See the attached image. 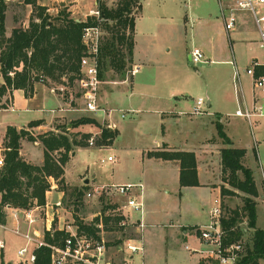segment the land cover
<instances>
[{
	"label": "crops",
	"instance_id": "obj_1",
	"mask_svg": "<svg viewBox=\"0 0 264 264\" xmlns=\"http://www.w3.org/2000/svg\"><path fill=\"white\" fill-rule=\"evenodd\" d=\"M72 2L73 4L69 5L67 9L72 14L75 8L81 13L83 12L84 16L89 15L90 11L97 9L94 7L85 11L83 6L79 3L74 0ZM39 4L43 5V3ZM94 4H97V0H94ZM26 6L30 5L27 4ZM49 10L50 8L46 7V11L49 12ZM28 11L27 20L23 22V26L25 28L28 26L32 8L30 7ZM141 11L142 3L141 10L135 17L134 21V46L130 66V68L134 65L138 66V71L135 75L129 77V79L125 78L113 81L118 82L120 86H109L108 88L101 90L102 84H107L112 81L106 79L103 80L100 84L98 101L105 108H113L117 111L127 112L126 116L123 118L119 116V112H115L113 114L112 121L116 124V131L114 132L115 135L110 139L106 138L108 141L104 146H112V149L117 152L115 155L116 159L126 153L135 152V156L140 160V169H142L141 175L143 176V179L138 180V182H140L143 186L142 200L144 203V220L147 218V220L155 221L158 216L163 213L161 209H155L148 201H146V192L144 188L147 189V191L150 189L149 186L151 183L149 181L150 177L148 173V170L150 169L153 170L155 174L163 177L161 183L168 184V182L171 181V183H176L178 185L177 194L181 197L179 199L180 206L182 205L183 199H186V196L191 197L190 194H192V197L198 201L199 199H206V195L210 193L213 194L214 200L220 199V202H227L225 204L229 206L230 200L228 201L227 199L226 201L220 193L221 186L224 185L227 187V184H225L222 181V178L219 177V173L212 171V169H220L221 172L220 150L227 146H232L242 148L245 151L242 157V163L244 166L251 169L257 190V196L254 198L256 201V226L264 229V159L261 157L260 153L259 155H256L259 169H261L260 176L256 177L250 165L248 150L246 147L236 143V141H240V139L236 138L237 136L232 128L234 120L247 122L250 128L251 126H254V124L258 123L261 118L264 121V94L260 93L259 90L253 87L252 77L246 73V69L253 66L254 74L256 76L264 75V48L260 46L258 32L250 14L246 12L238 13V20L235 28L228 32L225 31L221 21V23L216 26L214 33H209L196 40L197 44L192 48H199L204 57L209 58L210 62L214 63V65L211 69H208V73H206L204 78L195 79V84L198 86V89L205 94V111L201 115H190L189 111L193 105L194 98H191L189 103H185L188 99L186 98L187 93L183 91L184 88H176L174 85H170L168 87L164 86L162 88L155 89L156 78L154 67L151 65V61L153 60L151 49L146 47V45L138 43V35L140 33V30L138 29V21L142 14ZM10 14L11 13L7 8L5 11V27L7 31L12 30L9 22ZM75 20L81 21V19L78 18ZM191 49L187 51L188 58ZM179 68L181 67L177 65H174L170 70L165 68L164 74L162 75V81L164 80V83L167 84L173 83L172 80L178 77L176 73H178ZM236 71L237 76L235 78ZM200 74L201 72L198 70V75ZM0 78V84H2V77L0 76ZM47 81L33 82L31 90L13 87L5 88L4 93L0 96V143L2 145H4L2 141H6L5 135L8 127H14L17 130L24 129L27 133L29 132V136H32V131H35V133L36 131L42 133L43 131L45 132L49 129L55 133L64 130L66 134H68L67 131H74L75 128L70 126L69 123L66 128L57 125V119L65 114L78 115V111L82 110V107H76L73 105L71 110L65 109L64 111H52L56 110L58 107L66 108L68 106L61 95L53 92L52 89L49 88L51 87V81ZM231 86L234 90L233 97L231 93ZM145 105H152L150 109H153L152 111L154 114H157V129L153 131L152 134L148 135L149 139L144 144L134 147V143H120L118 138L121 136V129L136 119L139 113L145 111L141 110V107ZM159 106H162L164 110L158 108ZM238 109H241L242 111H249L253 113V115L250 119H247L244 116L236 115L235 111ZM260 112L262 115H260ZM132 114L135 115L133 116ZM92 115L95 116L93 113ZM98 115L101 119V114ZM193 116L195 117L194 119L191 118ZM186 118H188L194 126H190L189 130L186 131L179 129L171 131V124L180 120L183 121ZM36 121H38V124L33 125ZM217 121L222 124L223 130L230 140V144H225L216 138ZM84 132L90 131L85 130ZM70 137H75L76 139L80 138L77 137V135H72ZM24 139L33 141L36 146H38L39 142V144H41V153L40 151L36 152L34 150L31 151L30 149L25 150L22 146V141ZM254 145L258 146V142H256V140H254ZM86 148L88 147L78 145L69 153L68 160L63 166L66 178L65 180H68L67 182L76 183L72 182L73 180L71 181L68 179L69 176L66 172L68 173L69 169H80L74 164L73 159L79 150ZM169 151L193 152L196 160L197 179L199 185L180 186L179 161L174 159H163L149 154L151 152ZM43 152L44 147L39 138L34 137V139H28L26 136L21 138L19 154L26 162L32 163L33 159H36V165H39L40 161L43 162ZM108 161H114V159L112 158ZM118 164H120V162H117V165ZM93 178V182H90L88 178L83 177L84 184L95 186L104 185L98 184L95 176H93ZM86 180L87 182H85ZM126 183L127 182H125V184ZM110 184L124 183L122 180L121 182H112ZM48 192L49 190L45 192V205L39 206L43 219H38L35 224L29 226L21 218L18 225L23 231L27 229L30 230L32 227L38 228L42 231L44 229V211H47L49 214L46 226H50L52 229L60 230L64 227L65 223H71L74 219L73 215L70 214V211L62 206L63 191L56 193V201H61V205L58 207L53 205L51 199L49 200ZM232 197L234 196L226 198L231 199ZM188 202H185L184 205L191 208L190 211H192V217L190 220L185 223L180 222L176 225L174 223L172 224H174L173 226L175 227H179L180 234L184 239L198 237L200 240L198 230L200 227L208 224L211 218V213L209 212V214H205L204 207L202 204H199V201L198 203H194L193 201L192 203ZM33 206L35 207L38 205L34 204ZM51 210L53 211V216H50ZM63 210L66 212V216H68V214L71 216H68L70 219L67 221L65 220L66 218H63L62 220L60 216V212ZM3 214L4 221L7 220L10 226L16 225V222L6 217L7 213L5 210L3 211ZM5 233L10 234L9 237L14 236L13 238H19V244L16 249L17 254V250L23 247L26 243L24 238L10 232L9 230L0 228V240H2L1 235ZM3 243L5 245L4 241ZM28 248L31 250L32 245H29ZM1 249H3L4 259L7 260L5 258L6 253L4 251V247ZM187 249H190L189 246H187ZM203 249H205V246L200 240L199 247L195 250L200 252ZM200 257H202V255ZM17 258L19 264H25L24 257H20L17 254Z\"/></svg>",
	"mask_w": 264,
	"mask_h": 264
},
{
	"label": "rangeland",
	"instance_id": "obj_2",
	"mask_svg": "<svg viewBox=\"0 0 264 264\" xmlns=\"http://www.w3.org/2000/svg\"><path fill=\"white\" fill-rule=\"evenodd\" d=\"M22 1L23 0H5L6 7L11 13L9 22L12 29L14 27H24L23 22L27 20V14L29 13L28 9L31 7L33 10L31 5L26 6L27 4H24ZM72 1L73 0H38L39 3H43L45 7L50 8L48 13L53 16L64 7L72 18L83 20L91 18V16L93 17L92 14L84 16L83 12L81 13L76 8L73 10V14L68 11L67 9L69 5L73 4ZM74 1L83 6L85 11L89 8H97V4H94V0ZM102 1L108 6H114L118 0ZM141 2L142 14L138 21V29L140 30L138 43L146 45V47L151 49L153 57L151 65L154 67L156 78L155 89L164 86L168 87L170 85H174L176 88H184L183 91L187 93L186 98L188 99L185 103H189L191 98H205L204 92H201L195 84V79L204 78L206 73H208V69H211L214 63L210 62V59L205 57L206 62L194 64L188 58L187 51L197 44V39H200L209 33H214L216 26L221 23L222 19L219 14L218 0H141ZM35 10L36 8L31 14L34 15L36 13ZM5 30L6 36H10L12 30L7 31L6 27ZM174 65L181 67L179 68L178 73H176L178 77L173 79V83L171 84L164 83V80L162 81V75L164 74L165 68L170 70ZM20 68L21 66L18 69ZM198 70L201 72L200 75H198ZM105 78L106 80L112 81L107 84H102L101 90H104L109 86H120L118 82H113L114 80L119 79V77H116L113 72H106ZM125 78L129 79L127 76H125ZM76 80L77 78L74 79L72 86H68V89L71 90L75 96L73 105L76 107H82L83 101L79 96L80 93ZM47 82L50 81L48 80ZM50 86L51 87L49 88H58L62 86V84L51 82ZM233 92L234 90L231 86L232 97ZM151 107L152 105L142 106L141 110L145 111L139 113L136 119L121 129V136L118 138L120 143H134V147H136L148 141V135L152 134V132L157 129V114H154L152 111L153 109H150ZM158 108L164 110L162 106H159ZM76 115L65 114L57 119V125L60 127L66 128L68 123L70 126H73L75 128L74 131L77 132L67 131L68 135H77V137L84 136L81 138L83 141L81 146L88 147L79 150L73 159L74 164L80 169H69L68 173L66 172L69 176L68 179L71 181L73 180L72 182L76 183H70L67 182L68 180H65V171L60 176L64 181L63 186L65 188V204L62 202V206L68 209L70 214L73 215L74 219L72 222L75 224L93 223L96 218L97 221H99V217L102 215L104 225L103 237L108 247V255L111 259L115 260V263L118 262L117 264H122V259L125 256L122 250H120L122 241L129 236H134L135 233L129 229H125L126 231H124L117 226V223L113 219L116 216L112 215V210L118 205V196H116V194H102L87 198L85 193L87 191H93L95 185L88 184L86 187H83V185H85L83 177L88 178L90 182H93V176H95V178H97V183L104 185H109L112 182H121L122 180L124 184L125 182L136 183L138 180L143 179V176L141 175L142 169H140L141 162L135 156V152L126 153L116 159L115 155L117 152L112 149V146H104L108 141L106 140L107 137H104V134H107L109 131L115 132L116 130L115 128H107L98 114L93 116L90 112L80 110L78 111V115ZM132 115L134 116L135 114ZM191 118L194 119L195 117L193 116ZM261 119L258 123L254 124V126H251V128L248 123L243 120V122L234 120L232 126L237 136L236 138L240 139V141H236V143L246 147L248 150L250 165L256 177L260 176L261 172L256 155H259L260 153L261 157L264 159V121ZM77 121H81V123H76ZM216 123H219L222 126L219 121ZM190 126H194V124L186 118L183 121L180 120L171 124L170 127L172 128L171 131L175 129L186 131L189 130ZM85 130H89L90 132H84ZM46 132L53 131L50 129L45 132L43 131L42 133L37 131L35 133V131H32V136L30 137L31 139H34V137L38 138ZM88 137L94 139V145L92 147H89L90 145L87 143ZM110 138L112 137H108V139ZM216 138L224 143L218 133ZM254 140L258 142V146L254 145ZM22 142V146L25 150L30 149L31 151L34 150L36 152L41 150V144H39V142L38 146H36L31 140L24 139ZM2 143L5 142L2 141ZM108 156L113 158L114 161H108ZM117 162H120V164L117 165ZM32 163L36 164V159H33ZM40 163L42 162L40 161L39 165ZM212 171L219 173V177L222 176L220 169H212ZM148 173L151 184L149 186V191L144 188L146 192V201H148L155 209H161L163 213L158 216L155 221H150L146 218L145 221L147 226L143 233L144 251L132 254V257L128 260V264H198L199 258L200 260H204L207 264H214L211 263L212 261L207 262L203 259V256L200 257L202 254L199 251H193V248L197 249L199 247L200 240L198 237L184 239L180 234L179 227L173 226L180 222L185 223L192 217V211H190L191 208L184 205L185 202L187 203L189 201L192 203L193 201L194 203H198L199 201V204H202L204 207L205 214H209V212L212 213V210L216 205L213 194H207L206 199H199L198 201L192 197V194H190L191 197L186 196V199H183L182 205L180 206L179 199L181 197L177 194L178 185L176 183H171V181H169L168 184L161 183L163 177L155 174L151 169L148 170ZM57 180L58 179L48 178L50 184L48 198L49 200L51 199L53 204L57 198L56 193L62 191L61 184L58 183ZM73 188L82 189L83 193L80 202H77L76 204L74 203L72 196L74 191ZM225 199L226 201L227 199L228 201L230 200L229 207L241 205L242 203L240 196ZM130 214L132 218H136L139 215V213L135 211ZM60 216L62 220L63 218H66V221L70 219L68 217L70 215L68 214V216H66L64 210L60 212ZM105 218L106 221H104ZM239 226L245 230V234L242 238V241H245L251 234L252 229L247 227L245 218H243V221ZM9 235L10 234L8 233L1 235L2 240L5 242L4 251L7 260L4 259L3 249L0 248V263L19 264L16 254L19 238H13L14 236L9 237ZM186 245L189 246L190 249L185 248ZM260 264H264V259L260 260Z\"/></svg>",
	"mask_w": 264,
	"mask_h": 264
},
{
	"label": "trees",
	"instance_id": "obj_3",
	"mask_svg": "<svg viewBox=\"0 0 264 264\" xmlns=\"http://www.w3.org/2000/svg\"><path fill=\"white\" fill-rule=\"evenodd\" d=\"M24 4L33 7L28 26L14 27L10 36L5 34L6 2L0 0V96L6 87L31 90L33 82L44 81L72 86L80 72V59L85 54V46L81 35L86 26H98L102 32L97 52L98 75L105 80L106 72H113L119 79H124L131 66L134 46V21L141 10V0H118L114 6H108L104 1L97 0L99 16H91L85 20L76 21L62 7L56 15H50L44 5L38 0H23ZM21 66L20 69H18ZM13 73V75H12ZM12 75V76H11ZM66 80V81H63ZM76 123H81L77 121ZM38 124L34 122L33 125ZM217 133L224 143L230 144L222 126L216 123ZM109 131L104 137H113ZM31 137L24 129L16 130L8 127L6 141L7 150L4 164L0 167V198L2 204L16 208H28L46 203L45 192L49 190L48 178L58 179L64 192V181L60 177L69 153L78 145H82V136L77 140L65 131L48 132L41 135L44 152L40 165L26 162L19 154L20 140ZM88 137L87 139H89ZM244 149L227 146L220 150L221 178L227 184L220 188L223 198L237 196L241 205L227 206L220 202L221 214L219 226L224 233L223 242L240 241L243 251L236 264H260L264 259V229L256 226L257 190L251 169L242 163ZM152 156L163 159H174L180 163V186L199 185L197 179L196 160L193 152L171 151L151 152ZM87 185H83L86 187ZM73 201L76 204L82 198V189L73 188ZM96 218V217H95ZM246 219L247 227L252 229L249 237L242 241L245 230L239 226ZM115 222L119 216L113 218ZM106 221V218L105 220ZM0 222H4L3 210L0 208ZM79 223V230L95 234L98 229L94 223ZM66 233L53 229L44 232V239L51 244H62ZM34 260L25 264H51L50 249L46 246L33 247ZM4 264V263H0ZM198 264H207L199 260Z\"/></svg>",
	"mask_w": 264,
	"mask_h": 264
},
{
	"label": "built area",
	"instance_id": "obj_4",
	"mask_svg": "<svg viewBox=\"0 0 264 264\" xmlns=\"http://www.w3.org/2000/svg\"><path fill=\"white\" fill-rule=\"evenodd\" d=\"M219 2L220 17L222 19L223 27L225 31H230L235 28L238 13L246 12L250 14L253 23L258 32L260 46L264 48V0H228ZM89 14H92L96 18L99 16V11L93 10ZM102 32L98 26H86L83 28L81 35L82 43L85 46V54L80 59V72L76 80L77 87L80 93V98L83 101L82 110L93 114H101L102 122L109 129L116 128V124L112 121V116L115 112H119L121 118L125 117L127 112L117 111L113 108H105L98 101V94L101 78L98 75V61L97 52L99 39ZM189 59L192 63L206 62V59L202 51L194 47L189 53ZM138 71V66L134 65L127 71V77H132ZM246 73L252 77L253 87L264 94V75L256 76L254 74L253 66L246 69ZM237 71L235 72V78ZM128 79V78H127ZM126 79V80H127ZM42 76L39 78V82H43ZM53 92L61 95L65 100L68 107H58L52 111H64L65 109L71 110L75 101V96L68 89L67 85H63L58 88H51ZM205 111V98L198 97L194 99L193 105L189 111L190 115H201ZM236 115L244 116L247 119L253 115L249 111H242L238 109L235 111ZM260 115L262 113L260 112ZM90 146L94 145V139L90 137L87 140ZM7 148L0 143V167L4 164V155ZM108 160L112 159L110 156ZM264 182V175H263ZM143 186L140 182L126 183V184H110L94 186L93 191H87L85 196L91 198L95 195L102 194H116L118 196L117 206L112 210L113 216H119L117 226L134 231V236H129L122 241L120 250L125 254L122 259V264H128L129 258L136 252H143V233L147 224L144 220V203L142 200ZM215 207L212 210L211 218L208 224L200 227L198 230L199 238L204 244L205 249L200 253L207 262L212 261L214 264H236L242 251L243 244L240 241L225 243L223 242L224 233L219 226L218 218L221 214L220 199H215ZM58 207L61 205V201L57 200L53 204ZM0 208L6 211V217L16 222V225L10 226L6 220L0 222V228L9 230L10 232L21 236L25 240V245L17 250V254L20 257L27 258L29 262L34 260V254L32 250H29L28 246L33 247L46 246L50 249V262L51 264H116L108 255V247L103 237V219L102 215L99 217V221L94 223V227L98 230L95 234L87 233L79 230L78 224L73 222L65 223L63 230L66 236L63 239V243L51 244L45 241L44 232L52 231L50 226H46L49 214L44 211V229L40 231L38 228L32 227V229L22 230L18 222L22 218L29 226L35 224L38 219H43L39 206H31L28 208H16L9 204H2L0 198ZM138 212L139 215L136 218L131 217V212ZM50 216H53V211H50ZM108 212V211H107ZM101 214V213H98ZM97 216V215H96ZM216 217V218H215ZM52 220V218H51ZM51 222V221H50ZM4 247V243L0 240V248ZM187 248V246H186ZM197 251V250H193Z\"/></svg>",
	"mask_w": 264,
	"mask_h": 264
},
{
	"label": "water",
	"instance_id": "obj_5",
	"mask_svg": "<svg viewBox=\"0 0 264 264\" xmlns=\"http://www.w3.org/2000/svg\"><path fill=\"white\" fill-rule=\"evenodd\" d=\"M85 182H87V180Z\"/></svg>",
	"mask_w": 264,
	"mask_h": 264
}]
</instances>
